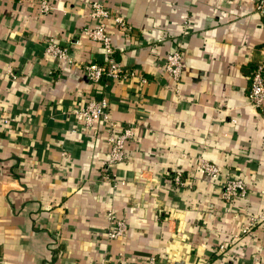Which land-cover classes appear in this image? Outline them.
Masks as SVG:
<instances>
[{
    "label": "crops",
    "instance_id": "obj_1",
    "mask_svg": "<svg viewBox=\"0 0 264 264\" xmlns=\"http://www.w3.org/2000/svg\"><path fill=\"white\" fill-rule=\"evenodd\" d=\"M92 1L50 0L41 13L38 0H0V264H264V221L242 232L264 207V111L249 99L264 62L256 0H104L132 25L108 19L115 57L136 74L99 81L85 73L105 60L83 32ZM51 35L76 62L46 53ZM175 48L180 80L164 70ZM103 96L114 131L135 129L112 167L117 187L103 176L109 130L74 113ZM201 158L222 173L201 171ZM229 176L246 180L245 196H221ZM110 208L129 224L112 240Z\"/></svg>",
    "mask_w": 264,
    "mask_h": 264
},
{
    "label": "built area",
    "instance_id": "obj_2",
    "mask_svg": "<svg viewBox=\"0 0 264 264\" xmlns=\"http://www.w3.org/2000/svg\"><path fill=\"white\" fill-rule=\"evenodd\" d=\"M256 9L264 16V0H256ZM39 11L47 13L51 10L50 0H38ZM90 16L94 20L93 23L87 24L83 28L91 39L101 43L105 52L106 62L91 61L85 64L86 76L92 81H99L104 76L114 79H127L135 75L134 70H126L114 55L115 47L113 43L112 33L108 28V19L112 20L118 28L130 29L132 25L129 20L122 15L112 11L111 7L104 0H93L91 2ZM46 53L56 55L59 58L76 62L74 56L70 53L66 45L61 44L55 36L47 37ZM165 73L172 76L176 80H180L183 72V53L180 48H175L166 56ZM143 81L147 79L142 77ZM250 101L261 110H264V62L257 64L251 77V85L249 91ZM110 100L108 97L92 98L79 105L74 109L77 119L86 126H92L97 122L104 124L109 130L107 136L108 156L105 160L103 176L105 178H113L115 187L124 180L120 179L112 172L113 165L125 158V149L127 141L135 135L134 125L127 123L121 126L120 131H114L117 127V121L111 117L109 112ZM6 119L5 121H8ZM199 169L213 177L222 173L221 165L207 158L199 160ZM172 179L177 184L183 183L182 171L175 170L172 173ZM248 185L243 177L229 176L223 184L221 196L225 200H232L236 197L245 196ZM107 219L109 225L107 227V236L110 240L123 236L127 233L129 224L125 217L118 215L114 208L107 211ZM258 221H264V207L262 211L256 215H251L249 221L243 226L242 232H247ZM146 264H162L155 254L148 255L145 259ZM113 264H127L122 258L116 259ZM204 264H210L208 262Z\"/></svg>",
    "mask_w": 264,
    "mask_h": 264
},
{
    "label": "trees",
    "instance_id": "obj_3",
    "mask_svg": "<svg viewBox=\"0 0 264 264\" xmlns=\"http://www.w3.org/2000/svg\"><path fill=\"white\" fill-rule=\"evenodd\" d=\"M115 51H116V49H115ZM115 53V52H114ZM118 60V59H117ZM104 62H106V60H104ZM264 111V110H263Z\"/></svg>",
    "mask_w": 264,
    "mask_h": 264
}]
</instances>
